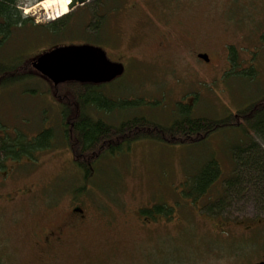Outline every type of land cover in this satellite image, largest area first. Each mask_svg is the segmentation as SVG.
Masks as SVG:
<instances>
[{
	"label": "rangeland",
	"instance_id": "1",
	"mask_svg": "<svg viewBox=\"0 0 264 264\" xmlns=\"http://www.w3.org/2000/svg\"><path fill=\"white\" fill-rule=\"evenodd\" d=\"M69 3L18 4L24 18L48 24L66 14ZM105 7L100 13L112 16L98 39L113 40L108 49L125 61L126 71L95 85L116 103L94 111L97 117L114 124L144 117L169 126L189 109L194 117L218 119L264 97V0H106ZM95 8L92 0L76 7L70 16L83 17L64 34L30 39L16 29L1 62L21 54L29 60L62 41L81 44L74 40L91 36L83 19ZM30 26L24 32L35 30ZM48 88L41 77L0 86V135L7 131L27 144L47 126L60 131L54 145L9 162L8 173H0V264H45L32 243L38 223L61 221L74 204L87 216L77 243L46 264H254L262 258L264 222L250 223L263 214L256 200L236 196L215 214L202 207L207 196L193 194L196 178L212 161L222 173L210 194L220 193L223 178L235 172L232 153L247 141L243 128L220 129L191 143L141 138L105 152L84 177L60 130L68 89H53L52 97ZM158 206L167 212L157 213Z\"/></svg>",
	"mask_w": 264,
	"mask_h": 264
},
{
	"label": "trees",
	"instance_id": "2",
	"mask_svg": "<svg viewBox=\"0 0 264 264\" xmlns=\"http://www.w3.org/2000/svg\"><path fill=\"white\" fill-rule=\"evenodd\" d=\"M103 1L101 0V3ZM18 2L19 0H0V47L6 44L4 41L8 25L25 27L27 24L34 25L33 18L26 16L24 18L18 9ZM64 23L63 20L58 19L44 25L43 29L47 35H56L59 29L64 28ZM3 59L0 57V86L13 87L28 80L39 79L36 74H32V71L37 72L31 65L32 58L24 60L23 55L14 56L6 63ZM26 73L29 75H24ZM38 74L49 84L51 90L48 88L47 93L51 96L52 91L57 90L58 87L66 86L68 89L69 94H66L69 97H65L67 100L62 105L60 130L66 139V144L74 153V163L83 170L84 177L92 174L91 166L105 152L117 153L124 145L136 143L141 138L154 137L172 144L191 143L204 140L220 129L243 128L247 141L232 153L235 172L227 179L223 178L220 190L223 196L221 202L226 203L239 195L253 198L256 200V207L264 214V97L234 114L218 119L194 117L192 110L188 111L185 107L184 110L188 113H182L169 126L153 123L144 117L129 118L116 125L104 120L101 115L96 116L95 112L100 114L102 110L110 109L108 104L116 103L115 100L109 101L111 98L105 97L99 90H95V85L78 82L54 85L40 73ZM36 90H27V92L36 94ZM3 126L0 124L2 129ZM58 135H60L59 130L47 126L35 135L36 139L24 144L4 131V134L0 135V173L3 175L8 173L6 168L9 162H18L23 156L32 158L35 151L54 145V141L60 137ZM212 162L206 165L202 174L195 180L197 191L193 194L196 197L209 191L221 177L219 164L216 161ZM223 208H225L223 205L222 208L219 207L220 212L224 210ZM165 210L167 209L164 206L156 207L157 213H164ZM143 213L151 216V212L147 209L143 210ZM154 216L152 215V218Z\"/></svg>",
	"mask_w": 264,
	"mask_h": 264
},
{
	"label": "flooded vegetation",
	"instance_id": "3",
	"mask_svg": "<svg viewBox=\"0 0 264 264\" xmlns=\"http://www.w3.org/2000/svg\"><path fill=\"white\" fill-rule=\"evenodd\" d=\"M20 1L21 0H19V2ZM109 1H111V0H107V4ZM88 2H90V0H87V2H85L82 5H78V6H83ZM92 2H94L95 6H96L95 11L92 12L90 15L86 13V15L84 16V19H83L85 21L87 20L86 25L88 27H90V29H91V36H89V35L86 36L84 38V40L80 39L83 37H76L78 40H74V41H77V42L80 41L78 43H81V44H91V45H96V46L102 47L106 51V54H107L109 59H111L112 61H115V62H120L124 65V72H125L126 71L125 61L123 59H121V57H114L113 54H111L109 49H108L114 43L113 40H111L108 43L105 42V44H103V43H100L99 42L100 40L98 39V37L101 38L104 35H106L105 30L107 31L109 19L112 16V15L108 14V16L105 17L103 14L100 13V9H103V8L106 9V7H105L106 1L104 0L101 3V0H99V2L97 0H92ZM99 4H100V6H99ZM134 5L135 4H133V6ZM17 6H18V9L21 11L22 6H19V4H17ZM78 6H76V7H78ZM75 8H73L72 10H68V12L66 14L62 15L61 17H59V18L57 17V19L53 18V20L49 21V23H50V22H54V21L59 19V20H61V21L63 20L65 22L64 28L62 27L61 29L58 30L59 34H64L67 31V29H69L68 28L69 26L71 27L74 24L76 25L81 20V17H83V15H81V14H78L77 15L78 17L77 16L76 17L70 16V13ZM127 8L130 9L131 7L127 6ZM119 9H121V10L119 11ZM124 9H125V4H122V6L118 7V12H121ZM107 10H108V8H107ZM112 14H113V10H112ZM89 18H90V20H89ZM88 20H89V22H88ZM33 22H34V25H31L30 27H32V29H35V30L29 31V32L25 31L26 33L24 32V29H23V28H25V26H14L13 24L8 25L7 26V29H8L7 34L5 37L6 40L4 42L8 43L9 40L14 39L15 38L14 33H16V29H19V28L21 29V32L17 31L18 34H20V33L29 34L28 37L30 39L41 38L43 36V33H45V29H43V26L46 24L43 22H40L37 19L35 20L34 18H33ZM36 28H38L39 30H36ZM96 39H97V41H96ZM71 42H73V41L71 40L70 42H65V41L58 42V43L54 44L49 49H52L54 47L61 46V45H67V43H71ZM107 44H108V46H106ZM164 45L166 46L167 44L165 42L160 43V46L163 48H164ZM4 47H5V45L0 47V57H2V58H3L2 54H3ZM49 49H47V50H49ZM47 50H42L39 54L33 56V58L31 59V65L37 56H39L40 54L44 53ZM22 55L23 54H21V56ZM200 55H206L207 56L206 57L207 59H204V58H201V59H203L205 61L210 60L209 55L207 53H198L197 57L200 58ZM37 72L32 71V74H36L37 77L40 78V76L38 74L39 72L38 73ZM24 75H29V73H26ZM101 117L104 118L103 115H101ZM104 120L107 121V119H105V118H104ZM35 135L33 136V139L36 137ZM37 151H41V150H37ZM37 151H35V152H37ZM211 188L209 191L202 194L200 197H196V199L207 196V200L203 203V206H202L204 208V210L205 209L207 211L209 210L208 211L209 213L214 212L216 214V212H218V214H220V210H219L218 205L222 204L221 200L223 199L222 198L223 196H221V194H220L221 191L219 194H217V193H211L210 194ZM74 205L75 206H73V208L70 210V212L67 215H64L63 217H61V219H60L61 221L57 220V221L49 222L47 224H39L38 223L37 231L35 230V232H34L35 237H34V241L32 243L37 248L38 254L46 257L43 259V263L46 264L48 261L52 260V258L56 259L59 256V254H63V252L67 251L69 247L71 248L74 244L77 243L76 235L78 234V230L80 228L82 229V227L84 226L85 220L87 219V216H86V212L82 206H80L78 204H74ZM210 207H211V209H210ZM165 212H167V210H165ZM263 220H264V214H262L261 217L259 216L255 219H252L250 223H255V222H257V223L262 222L263 223L264 222ZM256 229L257 228H255V229L250 228L249 230L250 231H256ZM261 257L262 258L260 260L256 261L254 264L262 263L264 261V252L262 253Z\"/></svg>",
	"mask_w": 264,
	"mask_h": 264
},
{
	"label": "water",
	"instance_id": "4",
	"mask_svg": "<svg viewBox=\"0 0 264 264\" xmlns=\"http://www.w3.org/2000/svg\"><path fill=\"white\" fill-rule=\"evenodd\" d=\"M87 0H71L68 10ZM207 59L206 55H200ZM32 66L54 85L67 82L100 85L120 77L124 65L108 58L106 51L91 44H67L54 47L37 56ZM264 264V261L262 263Z\"/></svg>",
	"mask_w": 264,
	"mask_h": 264
},
{
	"label": "bare ground",
	"instance_id": "5",
	"mask_svg": "<svg viewBox=\"0 0 264 264\" xmlns=\"http://www.w3.org/2000/svg\"><path fill=\"white\" fill-rule=\"evenodd\" d=\"M70 2H71V0H70ZM59 17V16H58Z\"/></svg>",
	"mask_w": 264,
	"mask_h": 264
}]
</instances>
